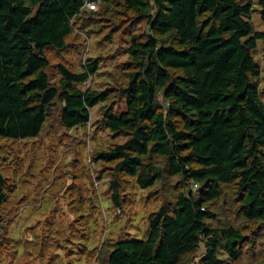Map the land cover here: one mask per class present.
<instances>
[{"label": "trees", "instance_id": "obj_1", "mask_svg": "<svg viewBox=\"0 0 264 264\" xmlns=\"http://www.w3.org/2000/svg\"><path fill=\"white\" fill-rule=\"evenodd\" d=\"M86 1L0 0V138L37 137L56 109L72 129L106 103L102 121L114 140L93 161L110 170L113 203L122 207L128 178L147 189L167 173L181 187L150 213L148 237L116 241L106 264H193L200 251V264H224L222 249L238 262L254 241L240 225L211 221L231 185L236 214L264 228V95L254 54L264 31L250 19L252 1L88 0L97 10ZM112 6L121 16L107 17L112 29L124 22L129 31L126 78L84 89L101 59L76 71L48 50H65L78 19L97 23ZM7 199L0 169V228Z\"/></svg>", "mask_w": 264, "mask_h": 264}, {"label": "rangeland", "instance_id": "obj_2", "mask_svg": "<svg viewBox=\"0 0 264 264\" xmlns=\"http://www.w3.org/2000/svg\"><path fill=\"white\" fill-rule=\"evenodd\" d=\"M251 1L250 19L256 30L264 31L261 6L258 0ZM114 10L112 6L103 17L98 15L97 23L86 20L88 16L78 19L67 48L48 50L54 64L62 61L76 71L90 57L101 59L97 73L81 85L84 89L108 88L126 78L122 64L129 60V31L124 22L112 29L114 22L107 17L121 18ZM142 26L137 24L135 30ZM254 54L264 95V39L258 40ZM49 72L59 78L55 66ZM105 105L93 107L90 121L72 129L62 126L56 109L37 137L0 138V169L7 178L8 195L2 208L0 264H106L116 241L147 238L150 213L175 200L180 178L165 173L147 189L133 178L125 179L122 207L113 203L110 170L93 161L94 153L114 140L102 121ZM234 197V187L224 186L221 199L212 206L217 217L211 222L240 225L254 242L244 246L238 262L224 249L220 257L224 264H264V228L236 214ZM201 253L193 264H200Z\"/></svg>", "mask_w": 264, "mask_h": 264}, {"label": "built area", "instance_id": "obj_3", "mask_svg": "<svg viewBox=\"0 0 264 264\" xmlns=\"http://www.w3.org/2000/svg\"><path fill=\"white\" fill-rule=\"evenodd\" d=\"M98 6H99V3L98 2H95V1H86L85 3V7L86 8H89L91 10H97L98 9ZM195 186H198L197 184H195Z\"/></svg>", "mask_w": 264, "mask_h": 264}]
</instances>
